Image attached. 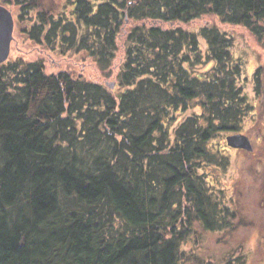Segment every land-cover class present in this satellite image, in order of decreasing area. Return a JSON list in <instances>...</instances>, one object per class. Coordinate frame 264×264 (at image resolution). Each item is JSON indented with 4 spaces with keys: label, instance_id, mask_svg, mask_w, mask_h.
<instances>
[{
    "label": "trees",
    "instance_id": "1",
    "mask_svg": "<svg viewBox=\"0 0 264 264\" xmlns=\"http://www.w3.org/2000/svg\"><path fill=\"white\" fill-rule=\"evenodd\" d=\"M0 4L47 53L117 69L109 88L42 60L0 64V264L196 261L200 233L234 221L211 183L229 165L216 142L252 109L222 26L264 43V0Z\"/></svg>",
    "mask_w": 264,
    "mask_h": 264
},
{
    "label": "rangeland",
    "instance_id": "2",
    "mask_svg": "<svg viewBox=\"0 0 264 264\" xmlns=\"http://www.w3.org/2000/svg\"><path fill=\"white\" fill-rule=\"evenodd\" d=\"M7 8L14 19L9 58L42 60L46 73L68 69L74 76L82 74L88 79L99 76L107 85L114 84L115 67L111 75L105 76L88 59L61 58L47 53L42 46L31 44L21 33L17 9ZM209 22L215 23L214 18ZM222 28L234 37L232 57L241 64L240 86L252 106L241 123L240 133L249 138L254 152L227 147L224 136L216 142L221 144L229 165L219 182L211 183L223 189L224 205L233 211L234 221L229 230L220 234L200 233L201 237L193 245L196 261L191 264H264V43L242 28L225 25Z\"/></svg>",
    "mask_w": 264,
    "mask_h": 264
},
{
    "label": "water",
    "instance_id": "3",
    "mask_svg": "<svg viewBox=\"0 0 264 264\" xmlns=\"http://www.w3.org/2000/svg\"><path fill=\"white\" fill-rule=\"evenodd\" d=\"M13 31L14 19L12 12L6 6L0 4V64L6 62L10 56ZM108 87H113V84L108 85ZM225 142L230 148L252 151L249 138L242 133L225 136Z\"/></svg>",
    "mask_w": 264,
    "mask_h": 264
},
{
    "label": "flooded vegetation",
    "instance_id": "4",
    "mask_svg": "<svg viewBox=\"0 0 264 264\" xmlns=\"http://www.w3.org/2000/svg\"><path fill=\"white\" fill-rule=\"evenodd\" d=\"M253 147V146H252ZM239 151H242V149H239ZM252 151L254 152V149L252 148Z\"/></svg>",
    "mask_w": 264,
    "mask_h": 264
}]
</instances>
